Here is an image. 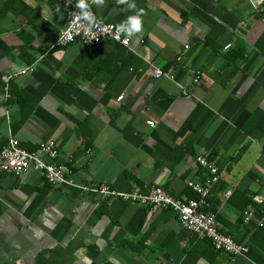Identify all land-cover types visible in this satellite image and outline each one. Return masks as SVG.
I'll list each match as a JSON object with an SVG mask.
<instances>
[{
  "label": "crops",
  "instance_id": "obj_1",
  "mask_svg": "<svg viewBox=\"0 0 264 264\" xmlns=\"http://www.w3.org/2000/svg\"><path fill=\"white\" fill-rule=\"evenodd\" d=\"M87 1L125 26L128 47L52 48L69 23L62 5L0 0V153L11 137L33 152L53 140L77 184L159 186L184 199H198L188 183L209 175L203 155L221 173L206 211L250 250L215 249L171 208L53 185L30 169L0 171V264H264V212L249 202L264 196V0ZM154 67L175 78L153 77Z\"/></svg>",
  "mask_w": 264,
  "mask_h": 264
},
{
  "label": "built area",
  "instance_id": "obj_2",
  "mask_svg": "<svg viewBox=\"0 0 264 264\" xmlns=\"http://www.w3.org/2000/svg\"><path fill=\"white\" fill-rule=\"evenodd\" d=\"M51 1V0H47ZM62 5L66 9L68 17V27L63 30L54 40L52 48H61L77 40L85 46H96L103 42H113L128 47L131 43L130 37L126 34V28L123 24L104 22L96 16L90 4L83 8L78 5L77 0H52ZM88 2V1H87ZM232 45H226V49ZM181 57H179V60ZM193 80L198 82L201 77L199 70H192ZM152 76L155 78L169 77L175 78L174 73L165 71L161 67H154ZM5 98L11 97L10 88L5 87ZM120 96L118 99L121 100ZM149 126L154 127V121L147 122ZM44 156L50 158L47 162ZM59 156V146L53 141H45L40 144L37 152L29 151L21 142L14 137L9 139L7 145L0 153V171L21 175L30 169L41 171L47 181L53 185H65L76 187L84 192L94 191L104 197H121L125 201L139 202L148 205H158L163 208L174 210L184 229L195 234L202 239H210L215 249L224 251L230 255H244L250 248L245 243H239L232 236L222 230L221 223L217 220L215 214L206 211L208 206V196L212 187L220 180L221 173L217 164L208 160L203 155H198L196 160L200 166L205 168L209 175L203 182L189 181L188 185L199 194L198 199H184L172 196L164 188L153 186L147 191L137 190L132 193H121L114 190L109 184L102 183L97 188L87 185H81L71 180V168L65 164L56 162ZM232 193L228 191L227 196ZM253 203L258 205L264 212V196L254 195ZM254 205L250 204L243 211V221L248 223L254 216Z\"/></svg>",
  "mask_w": 264,
  "mask_h": 264
},
{
  "label": "clouds",
  "instance_id": "obj_3",
  "mask_svg": "<svg viewBox=\"0 0 264 264\" xmlns=\"http://www.w3.org/2000/svg\"><path fill=\"white\" fill-rule=\"evenodd\" d=\"M77 2H78V5L80 7H83V8L88 7L87 0H77ZM132 6L134 7L135 5H132ZM141 23L142 22H141V19L139 18V16L132 18L131 19V28L129 29V31L130 32L131 31L139 32L141 29Z\"/></svg>",
  "mask_w": 264,
  "mask_h": 264
},
{
  "label": "trees",
  "instance_id": "obj_4",
  "mask_svg": "<svg viewBox=\"0 0 264 264\" xmlns=\"http://www.w3.org/2000/svg\"><path fill=\"white\" fill-rule=\"evenodd\" d=\"M249 202H251V203H252V202H253V198H252V199H251ZM249 202H248V203H249ZM210 243H211V241H210ZM212 245H213V244H212ZM213 247H214V246H213ZM253 250H255V249H253Z\"/></svg>",
  "mask_w": 264,
  "mask_h": 264
}]
</instances>
